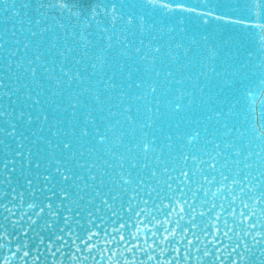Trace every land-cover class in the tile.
Returning a JSON list of instances; mask_svg holds the SVG:
<instances>
[{
    "label": "snow or ice",
    "instance_id": "obj_1",
    "mask_svg": "<svg viewBox=\"0 0 264 264\" xmlns=\"http://www.w3.org/2000/svg\"><path fill=\"white\" fill-rule=\"evenodd\" d=\"M33 248L264 264V0H0V252Z\"/></svg>",
    "mask_w": 264,
    "mask_h": 264
},
{
    "label": "water",
    "instance_id": "obj_2",
    "mask_svg": "<svg viewBox=\"0 0 264 264\" xmlns=\"http://www.w3.org/2000/svg\"><path fill=\"white\" fill-rule=\"evenodd\" d=\"M27 210V209H25ZM14 251V249H13ZM71 250L68 248L64 249V252H70ZM7 255L9 260L13 262V264H24V258L23 256H18L16 258L13 257V255L7 250L0 252V259L3 258V256ZM86 255V254H83ZM63 261V264H72V261L68 256H65L63 253H58L55 256L50 255L48 252H46L43 248L40 249L39 255L37 254V251L35 248L32 249V254L28 257V264H53V261L56 262V264H60V261ZM82 264H92L91 258L87 260H83L81 257Z\"/></svg>",
    "mask_w": 264,
    "mask_h": 264
}]
</instances>
